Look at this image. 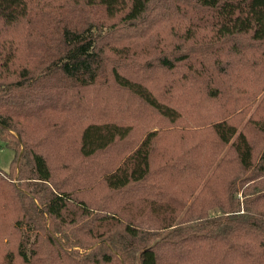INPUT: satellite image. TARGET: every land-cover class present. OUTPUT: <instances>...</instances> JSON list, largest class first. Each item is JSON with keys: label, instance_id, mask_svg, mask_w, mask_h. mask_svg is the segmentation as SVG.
<instances>
[{"label": "trees", "instance_id": "trees-1", "mask_svg": "<svg viewBox=\"0 0 264 264\" xmlns=\"http://www.w3.org/2000/svg\"><path fill=\"white\" fill-rule=\"evenodd\" d=\"M0 264H264V0H0Z\"/></svg>", "mask_w": 264, "mask_h": 264}, {"label": "rangeland", "instance_id": "rangeland-1", "mask_svg": "<svg viewBox=\"0 0 264 264\" xmlns=\"http://www.w3.org/2000/svg\"><path fill=\"white\" fill-rule=\"evenodd\" d=\"M13 152L0 141V170L7 171Z\"/></svg>", "mask_w": 264, "mask_h": 264}]
</instances>
